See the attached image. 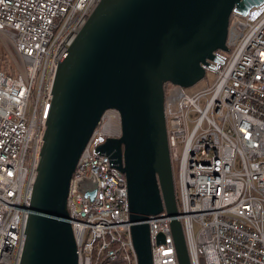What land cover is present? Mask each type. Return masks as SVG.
Here are the masks:
<instances>
[{"label":"built area","instance_id":"obj_1","mask_svg":"<svg viewBox=\"0 0 264 264\" xmlns=\"http://www.w3.org/2000/svg\"><path fill=\"white\" fill-rule=\"evenodd\" d=\"M98 1L0 0V43L20 60L14 74L0 70V264L20 263L58 62ZM226 46L206 60L207 86H164L176 218L191 264H264V0L232 10ZM120 135L119 112L106 110L72 174L66 220L77 264L115 251L138 264L115 162L123 156L100 152ZM91 175L98 188L89 202L79 181ZM171 219L163 210L147 220L153 264H177Z\"/></svg>","mask_w":264,"mask_h":264},{"label":"water","instance_id":"obj_2","mask_svg":"<svg viewBox=\"0 0 264 264\" xmlns=\"http://www.w3.org/2000/svg\"><path fill=\"white\" fill-rule=\"evenodd\" d=\"M257 0H99L60 58L29 205L19 264H77L66 202L78 159L106 110L120 115L121 135L100 147L128 192L138 264H153L147 220L171 219L177 264H191L178 215L164 115V86L190 88L213 52L228 51L234 8ZM92 202L97 180L79 181ZM159 235L157 241H162Z\"/></svg>","mask_w":264,"mask_h":264},{"label":"rangeland","instance_id":"obj_3","mask_svg":"<svg viewBox=\"0 0 264 264\" xmlns=\"http://www.w3.org/2000/svg\"><path fill=\"white\" fill-rule=\"evenodd\" d=\"M0 64L3 65H8L7 69L10 72H16L17 69L19 68V63L20 60L17 57V54L15 53L14 49L12 46H4L3 44L0 43ZM214 79V74L211 73V71H208L206 73L205 78L197 82L194 86L187 88V92H191L200 88H203L210 84L212 80ZM31 110V107H29V111ZM197 230V227L195 228Z\"/></svg>","mask_w":264,"mask_h":264},{"label":"trees","instance_id":"obj_4","mask_svg":"<svg viewBox=\"0 0 264 264\" xmlns=\"http://www.w3.org/2000/svg\"><path fill=\"white\" fill-rule=\"evenodd\" d=\"M7 66H8L7 64L6 65L0 64V70L14 74V72H10L7 69ZM99 264H126V262L122 258L121 251H115L114 255H108V254L101 255V261L99 262Z\"/></svg>","mask_w":264,"mask_h":264}]
</instances>
